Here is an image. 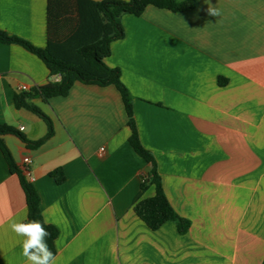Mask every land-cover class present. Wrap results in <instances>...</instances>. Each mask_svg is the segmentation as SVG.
Returning a JSON list of instances; mask_svg holds the SVG:
<instances>
[{"label": "crops", "instance_id": "crops-1", "mask_svg": "<svg viewBox=\"0 0 264 264\" xmlns=\"http://www.w3.org/2000/svg\"><path fill=\"white\" fill-rule=\"evenodd\" d=\"M120 21L124 36L111 42L105 63L120 71L139 140L170 205L190 224L180 234L173 221L150 230L137 217L135 203L155 189L141 187L150 165L128 142L120 95L111 85L75 82L64 97L28 101L52 123L40 146L1 136L18 169L22 157L32 160L42 217L58 231L56 264H261L264 0H196L184 13L147 6ZM0 29L44 48L47 0H0ZM49 79L35 55L0 43V124L42 138L44 121L13 98ZM56 168L62 184L49 175ZM26 213L18 176L0 151V264H27L23 237L9 228Z\"/></svg>", "mask_w": 264, "mask_h": 264}, {"label": "trees", "instance_id": "trees-1", "mask_svg": "<svg viewBox=\"0 0 264 264\" xmlns=\"http://www.w3.org/2000/svg\"><path fill=\"white\" fill-rule=\"evenodd\" d=\"M195 5L196 0H47V43L44 48L36 47L29 41L0 29V43L21 46L40 59L48 69L50 79L45 84L28 90L20 89L13 98L16 108L26 109L44 121L46 134L36 141H30L15 128L0 124V151L10 172L18 176L24 193L27 209L25 222L37 220L43 224L50 233L46 240L54 254L58 231L44 221L40 197L35 187L22 176L1 136L14 135L29 148L40 146L53 135L52 123L46 114L28 101L41 98L47 102L52 97H64L75 82L99 87L111 85L120 95L130 129L128 142L134 152L150 165L149 173L143 178L141 187L143 189L152 184L155 189L152 197L135 203L133 211L137 217L150 230H157L164 222L173 221L178 233L187 231L189 221L179 216L170 205L162 188L156 161L139 140L133 118L132 95L122 83L120 71L107 66L105 59L110 54L111 42L124 36L120 21L123 15L140 16L147 6L184 13L193 10ZM55 77L58 79L54 80ZM49 175L56 184L65 181L62 168L54 169ZM261 264H264V260Z\"/></svg>", "mask_w": 264, "mask_h": 264}, {"label": "clouds", "instance_id": "clouds-1", "mask_svg": "<svg viewBox=\"0 0 264 264\" xmlns=\"http://www.w3.org/2000/svg\"><path fill=\"white\" fill-rule=\"evenodd\" d=\"M208 14L218 16L219 11L209 5ZM25 219H27L25 217ZM9 228L22 240V255L27 264H56V255L49 248L46 238L50 233L40 221L28 222L13 220Z\"/></svg>", "mask_w": 264, "mask_h": 264}, {"label": "built area", "instance_id": "built-area-1", "mask_svg": "<svg viewBox=\"0 0 264 264\" xmlns=\"http://www.w3.org/2000/svg\"><path fill=\"white\" fill-rule=\"evenodd\" d=\"M21 90H27V88L23 87ZM23 127L19 128V131H21ZM103 151V148H100V152ZM31 163L32 160L28 156H24L21 158L20 165H19V171L22 174V176L28 181L32 182L34 180L32 173H31Z\"/></svg>", "mask_w": 264, "mask_h": 264}]
</instances>
